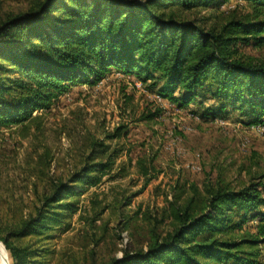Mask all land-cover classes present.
Segmentation results:
<instances>
[{"label":"trees","instance_id":"1","mask_svg":"<svg viewBox=\"0 0 264 264\" xmlns=\"http://www.w3.org/2000/svg\"><path fill=\"white\" fill-rule=\"evenodd\" d=\"M218 1L34 0L24 11H0V126L36 120L35 111L50 109L70 86L97 83L112 71L154 87L162 81V95L182 106L207 93L239 102L251 123L262 122L264 62L239 45H264V0H248L250 19L221 29L184 17ZM123 133L118 127L105 139L93 137L68 177L52 178L35 214L0 219L12 264L49 263L56 250L44 242L69 231L75 215L81 217L80 197L110 177L122 152L110 140ZM222 182L191 184L190 194L176 183L161 218L143 215L154 221L146 244L102 264H264V183L234 189ZM250 219L255 229H244ZM166 220L169 228L159 232Z\"/></svg>","mask_w":264,"mask_h":264},{"label":"rangeland","instance_id":"2","mask_svg":"<svg viewBox=\"0 0 264 264\" xmlns=\"http://www.w3.org/2000/svg\"><path fill=\"white\" fill-rule=\"evenodd\" d=\"M32 1L1 0L0 11H24ZM252 13L248 0H219L184 17L211 30L245 22ZM239 46L264 62V45ZM152 84L112 71L97 83L70 86L50 109L35 111L36 120L0 126V219L6 222L35 214L52 178L66 179L93 137L105 139L124 127L110 140L122 148L110 177L80 197L81 217L75 215L69 231L44 242L56 250L48 264H102L146 244L154 221L144 220V213L161 218L178 182L189 194L191 184L203 189L221 180L238 189L264 183V114L262 122L251 123L239 102L212 93L182 106L162 95V81ZM147 114L152 120H141ZM245 224L253 230L256 220ZM168 228L166 220L158 230ZM0 264H12L1 239Z\"/></svg>","mask_w":264,"mask_h":264}]
</instances>
